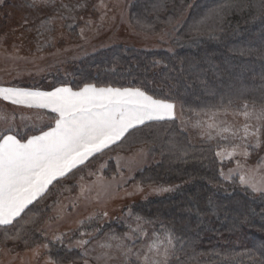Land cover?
<instances>
[{
  "label": "snow or ice",
  "instance_id": "6c2138e0",
  "mask_svg": "<svg viewBox=\"0 0 264 264\" xmlns=\"http://www.w3.org/2000/svg\"><path fill=\"white\" fill-rule=\"evenodd\" d=\"M29 7L40 11L63 9L67 15L59 14L57 18L74 20L76 16L72 14L77 13V10L87 13L89 9H107L108 5L103 0L99 5L90 0H77L72 5H57L55 0H33ZM244 7L243 3L229 0L219 8L211 9L190 30L198 35L206 21L214 18L216 23L210 26V31H222L226 14ZM260 7L264 10V0H261ZM104 16H107V12ZM80 18L83 19V16ZM50 22L40 20L37 32L43 35L41 29L49 30L47 25ZM24 23L29 22L25 20ZM135 23L145 34L153 32L151 25L141 24L139 20ZM167 23L173 24V21L169 19ZM90 24V20L85 21V27ZM176 31L178 25L173 26L172 32L161 33L160 39L163 41L165 36L172 37ZM81 35H84V29H81ZM245 54H251V50H240V55ZM0 99L12 105L48 110L54 114L51 123L45 126L33 124L31 129L27 125L17 126L15 116L0 117V124L5 125L0 127V234L5 245L10 241L22 242L25 247L31 248L36 257L41 256V250H47L45 254L49 259L45 264H78L76 259L71 258L75 249L82 250L80 255L83 264H191L194 261L198 236L186 239V234L179 235L174 227L163 221L134 215L130 208L128 220L125 221L127 231L122 233L100 227L99 222L108 217L107 211L79 221L77 230L71 234H53L50 238L48 228L42 227V224L50 225L64 219L68 208L76 207L75 203L63 205L61 197L64 192L72 191L65 182L77 176L78 181L73 187H78L80 197L86 198L97 184L109 189L115 182L116 191L124 189L130 180H134L130 174L133 169L157 150L162 156L177 159L186 157L188 151L178 141L173 139L164 143L158 135L149 137L146 132L161 122L176 119L174 102L155 98L140 87H98L94 83H84L75 89L67 84L52 86L49 91L0 85ZM197 117L192 126L202 142L210 145L209 150L222 158L221 163L223 159L241 158L235 160L236 169H229L228 174L221 168L220 176L229 180L235 173L245 190L250 189L264 198V157L258 158L254 165H248L252 152L264 151V89L258 99L251 100L245 98L244 92H238L233 98L222 100L219 106L202 110V114L197 113ZM184 131L186 129H181V132ZM213 142L214 148L211 147ZM156 143H159V149L144 147ZM136 145L141 147L132 157H115L117 174L111 181L103 176L106 163L101 164L96 171L90 170L94 160L108 156L116 149L131 151ZM200 151L203 153L204 149ZM108 158L113 159L111 156ZM125 171L129 173L127 177ZM85 175L96 179L86 185L83 183ZM143 190L140 184H136L132 192L124 189L127 196ZM171 190L152 189L154 192ZM49 199L52 200L50 205L46 203ZM209 202L212 203L211 200ZM41 204L45 206L34 211ZM47 212L53 215L43 220ZM213 214L216 215L215 212ZM157 223L158 227H153L149 232V226ZM201 223L203 226L200 231L213 230L208 223ZM244 223H248L246 217L233 219L231 230L237 231ZM261 229L264 230V224ZM77 233L79 238H74ZM37 235L45 242L37 243ZM54 244L64 250L63 256L56 253V258H53Z\"/></svg>",
  "mask_w": 264,
  "mask_h": 264
},
{
  "label": "trees",
  "instance_id": "16d2710c",
  "mask_svg": "<svg viewBox=\"0 0 264 264\" xmlns=\"http://www.w3.org/2000/svg\"><path fill=\"white\" fill-rule=\"evenodd\" d=\"M228 2L129 0L126 10L133 29L144 33L136 25V20L151 25L153 32L146 35L157 37V42L166 48L143 50L116 44L97 49L100 51L80 56L72 62L71 70L66 75L59 68L51 76V86L67 84L75 89L84 83H94L98 87H140L155 98L174 102L192 117L197 113L202 114V110L219 106L222 100L227 101L238 92H244L246 99H258L264 89V10L260 7L261 0H233L234 3H243L245 7L226 14L222 31H210V26L216 23L214 18L206 21L198 35L190 30L211 9ZM169 19L173 24L167 23ZM174 25H178V31L172 37L165 36L162 41L160 34L172 32ZM73 34L78 36V31L75 30ZM240 50H251V54L240 55ZM146 132L149 137L158 135L164 143L173 139L178 141L187 149L188 155L177 159L162 156L159 150L149 155L153 160L137 171L133 175L134 180H130L126 186H175L176 190L165 196L134 203L130 207L133 214L163 221L174 227L179 235L186 234V239L198 236L195 259L191 264H262L264 198L250 189L245 190L237 177L225 180L220 176V169L224 171L227 165L218 160L213 150H209L208 143L193 144L188 133L181 132L178 120L161 122ZM140 147L136 145L131 151L116 149L102 158L131 153ZM144 147L159 149V143ZM211 147L214 148V145ZM201 148L204 149L203 153ZM109 160L103 173L110 178L117 171L113 159ZM96 162L94 160L92 165ZM44 206L41 204L34 211ZM48 215L49 212L42 219L47 220ZM242 216L247 218L248 223L241 224L233 232L231 221L239 220ZM201 221L208 223L213 230L200 231L203 226ZM100 227L118 233L127 231L123 220ZM154 227H158V223ZM77 236L78 233L75 238ZM36 241L45 242L39 235ZM3 247L16 249V253L30 249L22 242L10 241L5 245L0 234V249ZM52 252L53 258H56V253L61 256L65 254L55 244ZM71 258L78 263L83 261L77 249L71 253Z\"/></svg>",
  "mask_w": 264,
  "mask_h": 264
},
{
  "label": "rangeland",
  "instance_id": "374dc122",
  "mask_svg": "<svg viewBox=\"0 0 264 264\" xmlns=\"http://www.w3.org/2000/svg\"><path fill=\"white\" fill-rule=\"evenodd\" d=\"M128 1L103 0V3L108 5L107 9H89L87 13L77 10V13L72 14L76 16V19L61 20L57 18L59 14L67 15L63 9L40 11L29 7L33 3V0H0V83H4L2 80H5L6 86L15 85L36 89H51V84L53 83L51 79L52 74L58 72L59 68H61L60 72L66 75L71 70L72 62L77 61L80 56L91 55L90 53L94 54L116 44L135 46L143 50L166 48L157 42V37L137 32L132 26L130 27V20L126 10ZM90 2L99 5L101 0H90ZM55 3L57 5L61 3L72 5L77 3V0H55ZM105 12H107V16H104ZM121 15H123V20L121 19ZM81 16H83V19L80 18ZM102 16L103 20H101ZM42 19L50 20L51 22L47 25L49 30L45 31L41 29L43 35H40L36 29ZM25 20L29 23L25 24ZM86 20L91 21L88 27H85ZM81 29H84L83 36L81 35ZM75 30L78 31V36L76 37L73 34ZM177 108H179V111L176 120L180 123L181 129H186L184 132L188 133L193 144L198 145L203 143L197 134V130L192 126L198 118L197 114L192 117L187 115L179 106ZM14 109L8 103H0V117H12V113L15 112ZM2 126L5 125L0 124V127ZM27 126L31 129V126ZM212 145H215V142ZM134 152L116 154L113 157L115 168V157L117 155L132 157ZM261 157H264V151L257 150L252 152V155L248 158V165H254L258 158ZM221 159L218 158L219 161ZM236 159L241 158L235 157L232 160L223 159V162L227 165L224 168L225 174H228L229 169H236ZM151 160L153 159L148 156L144 162L140 163L138 168L133 169L130 173L131 176L150 164ZM97 161L98 163L90 165V170L96 171L100 168L101 164L106 163L108 166L110 162L109 158H100ZM124 174L126 177L129 175L127 171ZM103 176L107 181H111L113 177H106L104 173ZM233 177L238 178L235 173H233ZM95 179L96 177L85 175L83 183L87 185L91 180ZM77 181L78 176L74 180L65 182L67 187L72 188V191L70 193L64 192L63 197H61L63 205L67 206L75 203L76 207L68 208V214L65 215L64 219L50 225L42 224V227H47L50 230L49 234L51 236L53 234L58 236L61 233L71 234V232L77 230L79 221L86 220L87 217L94 216L101 211H107L108 217L100 221V225H105L115 220H123L125 222L128 220V210L134 203L148 198L165 196L176 190L175 186L143 187L144 190L142 192L127 196L124 189L132 192L135 186L131 185L129 187L125 185L124 189L116 191L115 182H113V187L109 189H105L97 184L86 195V198H82L79 195V188L73 187ZM153 188H171L172 190L154 192L152 191ZM47 204H52V200L50 199ZM51 215L53 213L49 212L48 216ZM153 227L149 226V232L152 231ZM76 238H79V235ZM14 250L16 249L1 248L0 264H18V262L13 261V254H16ZM27 250H23V252ZM77 250L80 253L82 252L81 249ZM23 256V261L25 258L31 260L35 257L31 250L24 253ZM40 258H43L42 254ZM41 260L39 259L37 262ZM78 264H83V261Z\"/></svg>",
  "mask_w": 264,
  "mask_h": 264
},
{
  "label": "crops",
  "instance_id": "0c3cea01",
  "mask_svg": "<svg viewBox=\"0 0 264 264\" xmlns=\"http://www.w3.org/2000/svg\"><path fill=\"white\" fill-rule=\"evenodd\" d=\"M4 79V78H3ZM4 83H0V85L2 86H6V82L5 80H2ZM12 86H15V85H12ZM6 87H10L9 85L6 86ZM39 90H43V91H49V90H52V89H39ZM0 103L2 104H5V103H8L10 106H13L15 109L12 113V116H15V124L17 126H20V127H23L24 125H29L32 127L33 124H37V125H40V126H45L49 123H51V117L54 115L53 113L49 112L48 110H43V109H27V108H23L22 106H17V105H12L9 101H4L3 99H0ZM179 108H177L176 106V116L178 114V110ZM21 117H23V119H21ZM7 118H11V117H7ZM177 119V117H176ZM135 186V185H134ZM130 187V186H129ZM106 196V195H104ZM96 198V197H95ZM50 230L48 229V236L51 238L52 236L49 234ZM58 235V234H57ZM31 250L28 249L27 251ZM27 251L25 252H17L16 254H13V261L14 262H18V264H45V262L49 259L48 255H46V250L42 251V256L43 258H40V257H34L33 259L31 260H27L26 258L24 259L23 261V258H24V253H26ZM45 257V259H44ZM39 259H42L41 261L37 262ZM20 261V262H19Z\"/></svg>",
  "mask_w": 264,
  "mask_h": 264
}]
</instances>
